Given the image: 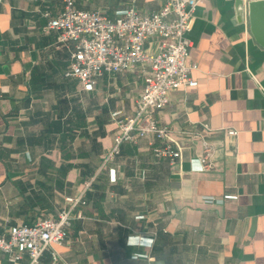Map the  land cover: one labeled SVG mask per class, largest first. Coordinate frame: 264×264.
<instances>
[{
	"label": "crops",
	"instance_id": "0c3cea01",
	"mask_svg": "<svg viewBox=\"0 0 264 264\" xmlns=\"http://www.w3.org/2000/svg\"><path fill=\"white\" fill-rule=\"evenodd\" d=\"M238 0L196 8L189 62L196 84L171 94L156 113L182 148L173 164L154 137L114 146L112 117L134 113L145 80L139 71L105 72L93 90L66 75L73 42L48 29L63 0L0 1V234L57 217L82 197L63 245L39 263L264 264V47ZM163 0H75L111 19ZM227 130L238 131L230 135ZM201 132L214 147L202 170ZM0 264H13L0 251ZM20 264H33L25 253Z\"/></svg>",
	"mask_w": 264,
	"mask_h": 264
},
{
	"label": "built area",
	"instance_id": "2783aa9c",
	"mask_svg": "<svg viewBox=\"0 0 264 264\" xmlns=\"http://www.w3.org/2000/svg\"><path fill=\"white\" fill-rule=\"evenodd\" d=\"M1 1V0H0ZM214 0H163L162 7L150 14L130 6L111 19L102 10L87 11L75 8V0H63L64 9L56 17L49 13L48 29L59 32V43L73 42L74 49L67 76L79 79L86 90L95 89L105 73L139 71L145 86L137 99L133 114L112 120L117 124L114 146L103 158V166L120 153L125 142L136 143L154 137L165 143L156 147L158 158L169 157L173 164L182 158V148L171 136V129L160 124L156 113L167 107L171 94L183 86L196 84L189 62L193 41L190 32L199 4ZM237 135L236 130H227ZM203 141L202 170L213 167L214 147L201 132H191ZM70 208L57 217L41 218L34 225L20 224L8 234H0V251L13 264H20L27 253L33 264L39 263L51 245H63L75 218L74 209L85 204L82 197H67ZM58 260L54 254V262Z\"/></svg>",
	"mask_w": 264,
	"mask_h": 264
},
{
	"label": "water",
	"instance_id": "95a60500",
	"mask_svg": "<svg viewBox=\"0 0 264 264\" xmlns=\"http://www.w3.org/2000/svg\"><path fill=\"white\" fill-rule=\"evenodd\" d=\"M238 19L245 23L249 17L251 32L264 47V0H238Z\"/></svg>",
	"mask_w": 264,
	"mask_h": 264
}]
</instances>
